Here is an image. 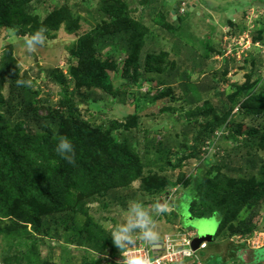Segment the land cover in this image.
I'll use <instances>...</instances> for the list:
<instances>
[{
    "label": "trees",
    "instance_id": "obj_1",
    "mask_svg": "<svg viewBox=\"0 0 264 264\" xmlns=\"http://www.w3.org/2000/svg\"><path fill=\"white\" fill-rule=\"evenodd\" d=\"M218 2L221 5H215L212 8L213 12L223 10L225 4L222 0ZM32 3L44 4L46 0H0V37L4 29H11L21 36L28 37L37 31H42L46 36L58 31L61 27L68 34H74L80 29L82 33L78 34L76 43L71 49L76 61L68 66V73L74 80V92L69 94L66 77L61 71L52 75L51 79L59 86L61 103L64 107L62 110L50 111L48 116H39L32 100L26 98V86H20L18 81H27V76H20L13 67L9 49L1 57V264H62L61 261L67 263L69 262L68 254L76 256L79 253L78 248H69V243L75 242L77 246H81V242L94 238H97V240L94 239L95 244L97 243L96 246L101 250L108 247L109 256L107 255L103 262L101 259L98 261L97 256L92 259L84 256L83 261H93V264L106 262L119 264L121 250L115 247L112 236L98 224V216L96 220L91 214L87 206L88 202L98 196L105 198V201L117 200L118 195L115 190L128 187L138 179L144 181L143 187H152L156 194H159V190L163 188L162 185L156 186L161 181L153 182L150 177H146L145 166L134 146L135 140L129 139L127 135H124L122 143L116 139L120 127L129 131L132 126L136 127L134 124L136 112L126 118L122 126L115 120H111L103 129L100 124L84 120L73 103L76 95H78L77 102L87 103L93 89L106 93L111 91L105 81L103 68H109L112 55L106 54L105 49L113 43H118V46L124 48L128 54L135 46H139L143 34L149 32L150 28L133 17L134 8H129L123 0H101V4L93 11L97 19L101 20L97 31L82 28L81 18L67 2L50 10L43 18L33 12ZM182 3L183 0H174L175 13L181 8ZM155 5L157 6L153 8L155 13L160 11L159 16L164 18L169 15L173 20L172 13L169 10L166 11L163 2L159 3L156 0ZM90 8L92 7H88ZM188 10L187 8L186 11ZM170 27L168 23L164 26L166 31H170ZM140 47L134 50V58L136 63L137 58L143 60L144 70L148 71L150 70L147 65L148 59L152 53L146 50L142 58L139 54ZM211 47L210 43L209 47L206 45L208 49L206 55H209ZM190 56L194 60L197 56L196 51L191 52ZM125 63L127 65H124L122 71L120 70V75L138 78L143 76L140 64L134 67V72H129L130 65L127 58H123V64ZM225 66L224 70L227 69ZM116 68L119 69V65ZM4 77L7 78L6 83ZM5 84L6 94L3 93ZM258 89L255 84L238 89L239 98L231 99L232 105L237 104L240 97L256 98L255 102L251 101L238 115L250 120L264 117V96L261 98L255 96ZM166 96L172 100L180 98V96L175 97L170 88H166L149 98V101L154 103ZM134 107L136 110L138 105ZM231 109L232 107L222 117L212 121V125L210 124V127H206L202 132L206 139L215 136L213 134L215 129H220V133L210 144L207 155L204 158L193 159L196 163L195 174L189 182V188L185 191L186 195L190 196L189 208L195 216L215 215L217 217L218 226L212 240L206 242V248L199 252V257L204 264H213L208 258L214 259V262L219 264H227L229 261L248 264V262L242 263L241 253L247 246V239L260 228L259 222H252L253 216L259 212L258 208L253 209L247 217L237 220L235 224L233 222L237 219L241 208L251 209L253 206L256 207L259 199H264V160L259 162V157L250 156L251 158L245 161L248 164V170L245 173L255 170L256 163H260L257 166L258 174L247 177V180L233 178V175L239 172L233 168L232 163L243 149H246L248 155L253 153V149H264V126H260V130L255 127L240 130L236 126L234 131L224 134L225 130L234 124ZM244 133L246 137L240 140L239 137ZM61 138H67L73 143L74 163H69L56 152L57 143ZM233 141L238 143L236 147L232 145ZM226 145L231 146L232 149ZM214 148L217 149L216 153L213 152ZM222 152L223 154H220ZM155 155L156 158H161L160 151L157 150ZM180 162L182 163L183 160ZM194 162H191V165ZM160 166L162 169L166 168ZM169 167L172 172L178 168L173 163ZM183 176L179 171L177 180H182ZM166 183L174 184L171 181ZM223 197H225L224 202H222ZM105 201L102 204L103 208H107L109 204ZM170 201V205H175L177 201H181V198L175 202L171 199ZM214 201L218 203L213 204ZM76 214L81 216L82 223L78 224L75 219L73 220ZM164 214L165 221L168 222V215ZM237 235L243 238L239 243L230 239L231 236ZM46 237L56 238L58 243L52 245L51 240ZM38 244L43 248H39ZM43 249L44 252H42ZM252 256L249 264L262 262H257L254 253ZM190 263H194V260H190L188 264Z\"/></svg>",
    "mask_w": 264,
    "mask_h": 264
},
{
    "label": "rangeland",
    "instance_id": "obj_2",
    "mask_svg": "<svg viewBox=\"0 0 264 264\" xmlns=\"http://www.w3.org/2000/svg\"><path fill=\"white\" fill-rule=\"evenodd\" d=\"M123 1L129 8H134L133 17L147 24L150 31L143 34L139 46H135L128 54L124 48L118 46V43L107 47L105 52L112 55L110 62L112 67H104L103 73L111 91L106 93L93 89L87 103L77 102L78 95H76L73 105H76L77 112L84 120L100 124L103 129L111 120H115L122 126L126 118L136 112L137 116L134 118L136 127L132 126L131 131L120 127L116 139L122 143L124 135H127L129 139L135 140L134 146L145 166L146 177H150L153 182L161 181L156 186L162 185L163 189L156 194L157 192L153 191L152 187H143L144 181L138 179L128 187L116 189L117 200L105 201V198L98 196L91 199L87 206L96 220L98 216V224L110 235L109 231L125 218L127 204L137 199L149 207L153 201L162 202L161 204L167 208L165 213L168 215V222L165 221L164 213L154 217V219L160 217L158 222L155 221L161 227L158 240H161L162 234L166 232L197 234L198 229L202 230L204 227L206 229L209 226L214 234L218 226L217 217L215 215L195 216L189 208L190 196L186 195L185 191L189 188V182L195 174L194 165L196 163L193 159L204 158L207 150L210 149V144L220 133V129H215L213 132L215 136L204 139L202 132L206 127H210V124L212 125V121L222 117L232 107L234 124H231L224 134L234 131L236 126L240 130L250 127L260 130V126H264V117L250 120L238 115L251 101L255 102L256 98L240 97L237 104L232 105L231 103V99L239 98L238 89L240 87L252 84L259 88L255 96L260 98L264 96V1L222 0L225 5L230 4L224 5L220 12H213L212 8L215 5H221L218 2L220 0H183L181 8L175 13L174 0H157L159 3H164L166 11L169 10L172 13L173 20L169 15L164 18L159 16L160 11L155 13L153 8L157 7L156 0ZM64 2H67L71 9L78 13L82 28L98 30L101 20L97 19L93 11L101 4V0H46L44 4L32 3L33 12L43 18L50 10L60 7ZM88 7L92 8L88 9ZM187 8L188 11H186ZM166 23L171 26L169 29L171 32L167 30L169 33L164 28ZM80 33H82L81 29L74 34H68L61 27L58 31L45 36L42 47L29 52L24 44L28 36H21L11 29L2 31L0 61L9 49L13 67L20 76H27V82H30L31 86H26L25 95L26 98L32 100L39 116H48L50 111L62 110L64 107L61 103L59 86L51 79L52 75L61 71L66 77L69 94L74 92V80L68 73V66L76 61L71 49ZM209 43L212 45V50L209 55H206L208 50L206 45L209 47ZM139 47V54L142 58L146 50L152 53L148 59L147 65L150 68L148 71L144 70L143 60L137 58V63L135 61L134 50ZM193 51L197 53L194 60L190 56ZM123 58L129 60V72H134V67L140 64L143 76L138 78L137 76L120 75V70L122 71L124 65H127V63L123 64ZM117 65L119 69L116 68ZM224 66L227 69L224 70ZM4 78L6 83L7 78ZM166 88H170L174 96H180V98L172 100L166 96L154 103L149 101V98L156 96ZM6 89L5 84L4 94H6ZM135 105H138L136 110ZM13 117H16V112ZM17 118H19L18 115ZM245 137L246 133L239 139ZM237 144L232 142L235 147ZM229 149L232 147L230 146ZM157 150L160 151L161 158H156ZM245 150L240 151L232 163L233 168L239 172L233 175L236 180H247V177L258 174L259 167L257 166L264 160V149H253L251 155H248ZM213 152L216 153L217 149L214 148ZM250 156L260 159L256 163L255 170L245 173L248 170V164L245 161L251 158ZM180 160L183 162L181 163ZM191 162L194 164L191 165ZM172 163L178 167L174 172L169 167ZM160 165L166 168L162 169ZM179 171L184 175L180 181L176 177ZM154 172L156 174H153ZM167 181L174 182V184L167 185ZM180 198L181 201H177ZM170 199L174 202L176 200L177 203L170 205ZM224 200L225 197L222 202ZM104 201L109 203L107 208L102 207ZM217 203L218 201L213 202V204ZM255 208H258L259 212L253 216L252 222H259L260 228L247 239V246L241 253L242 263L248 262L249 264L254 253L257 262L262 261L259 264H264V247L256 251V248L264 245V199H259L256 207L253 206L251 209L241 208L233 224L240 218L247 217ZM80 217L76 214L73 220L75 219V222L80 224L82 223ZM46 239L49 238L46 237ZM94 239L97 240V238ZM94 239L81 242V246H77L75 242L69 243V248H78L79 253L76 256L68 254L69 262L61 261L62 264H93V261L84 262V256L88 259L97 256L98 261L101 259L103 262L104 258L109 256L107 254L109 249L107 247L101 250L96 246ZM230 239L237 243L243 240L238 235L231 236ZM49 240L52 245L58 243L56 238ZM38 246L43 248L40 244ZM44 249L42 252L45 251ZM105 264L112 263L106 262ZM213 264L219 263L213 262Z\"/></svg>",
    "mask_w": 264,
    "mask_h": 264
},
{
    "label": "clouds",
    "instance_id": "obj_3",
    "mask_svg": "<svg viewBox=\"0 0 264 264\" xmlns=\"http://www.w3.org/2000/svg\"><path fill=\"white\" fill-rule=\"evenodd\" d=\"M46 37L42 31H37L28 37L25 41L26 50L31 52L43 46ZM20 86H31L30 82L20 80L18 81ZM56 152L63 159L67 160L69 163H74L75 149L73 143L67 138H61L56 146ZM167 211V208L162 205L160 202L153 201L151 206H146L143 201L137 199L129 202L125 208V218L109 232L111 233L113 243L121 250L123 261L121 262L122 256L118 261L119 264H152L151 259L145 255L131 252L130 249L136 247L137 241H143L146 244H154L158 240V225L155 223L154 217L159 216ZM178 233L175 231L170 234ZM182 233V232H181ZM184 233V232H183ZM191 233L192 238L197 236L194 232H185ZM166 234V233H165ZM164 234H162L163 236ZM205 242L204 247H199L200 243ZM206 242L201 241L198 244L196 249L190 248L193 251V255H196L197 258L201 261L199 257V252L206 248ZM181 247L180 245H177ZM263 246V245H262ZM192 256L186 257L182 260L189 259L194 260ZM180 260V261H182ZM178 261V262H180Z\"/></svg>",
    "mask_w": 264,
    "mask_h": 264
},
{
    "label": "built area",
    "instance_id": "obj_4",
    "mask_svg": "<svg viewBox=\"0 0 264 264\" xmlns=\"http://www.w3.org/2000/svg\"><path fill=\"white\" fill-rule=\"evenodd\" d=\"M191 233L164 234L161 240L154 244H146L143 241H137L136 247L130 249L131 252L145 255L151 259L152 264H169L178 262L194 253L190 248ZM180 245L181 247H177ZM157 246V247H156ZM205 242L200 243L199 247H204ZM122 256V253H121ZM195 264H202L196 255ZM123 261V256L121 262Z\"/></svg>",
    "mask_w": 264,
    "mask_h": 264
},
{
    "label": "water",
    "instance_id": "obj_5",
    "mask_svg": "<svg viewBox=\"0 0 264 264\" xmlns=\"http://www.w3.org/2000/svg\"><path fill=\"white\" fill-rule=\"evenodd\" d=\"M160 203H162V202H160ZM204 228L202 230L198 229L197 236L194 239H192L191 247L193 249H196L198 247V244L201 241H211L212 240L213 231H212L211 226L207 227L206 229H204ZM157 231H159V226L157 228ZM177 247H179V246H177Z\"/></svg>",
    "mask_w": 264,
    "mask_h": 264
},
{
    "label": "crops",
    "instance_id": "obj_6",
    "mask_svg": "<svg viewBox=\"0 0 264 264\" xmlns=\"http://www.w3.org/2000/svg\"><path fill=\"white\" fill-rule=\"evenodd\" d=\"M158 217H157V219H155V221L156 222H158ZM155 222V223H156ZM157 224V223H156ZM158 225V224H157ZM159 226V231H157L158 232V234H160V232H161V227H160V225H158ZM170 233H173L172 231L171 232H166V234H170ZM157 247V246H156ZM264 246H260V247H258V248H256L257 250L256 251H258V250H260L261 248H263ZM208 254V253H207ZM208 260L210 261H212V262H214V260L213 259H209L208 258ZM190 260L189 259H185V260H182V261H180V262H172V263H169V264H184V263H187L188 264V262H189ZM210 261V262H211ZM203 262V261H202ZM230 263H234V262H232V261H229L227 264H230ZM204 264V263H203Z\"/></svg>",
    "mask_w": 264,
    "mask_h": 264
},
{
    "label": "bare ground",
    "instance_id": "obj_7",
    "mask_svg": "<svg viewBox=\"0 0 264 264\" xmlns=\"http://www.w3.org/2000/svg\"><path fill=\"white\" fill-rule=\"evenodd\" d=\"M195 237H196V236H195ZM195 237H193V239H194Z\"/></svg>",
    "mask_w": 264,
    "mask_h": 264
}]
</instances>
